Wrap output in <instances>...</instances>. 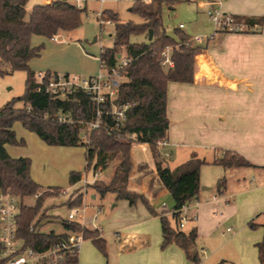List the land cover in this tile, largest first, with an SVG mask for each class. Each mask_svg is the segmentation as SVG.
Returning a JSON list of instances; mask_svg holds the SVG:
<instances>
[{
	"label": "trees",
	"instance_id": "16d2710c",
	"mask_svg": "<svg viewBox=\"0 0 264 264\" xmlns=\"http://www.w3.org/2000/svg\"><path fill=\"white\" fill-rule=\"evenodd\" d=\"M177 0H137L132 11L143 19L142 23L133 21L120 22L118 14L112 10L103 12V18L115 22V41L112 47L103 48L100 54L101 65L114 67L118 55L125 49L129 59L122 69L124 79L117 93V105L128 106L126 118L116 126L115 120L103 115V123L99 128L87 132L83 137L86 123L95 119L97 105L88 95L77 91L67 98L61 99L45 90L37 91L36 72L30 68V60L41 55L43 46L32 44L33 35L53 38L61 31H71L81 25L82 8L68 0H53L51 3L36 4L27 13L28 0H0V76L17 70L27 72L26 90L21 96L13 98L0 107V189L9 190L19 200L36 197L33 205L21 202L18 216V237L26 246L35 250L56 243L64 233L40 230L41 217H38L43 202L50 196L61 193L60 187L43 189L31 176V159L29 157H12L6 145L23 144L18 140L14 129L16 122L35 132L49 145L85 146L87 169L94 174L105 172L113 166L109 181L96 179L89 183L104 196L108 192L116 194L117 199H126L131 205L141 200L151 213L158 214L155 207L141 194L129 189L130 152L133 143H148L155 159L158 174L172 195L176 208L199 198L201 191V168L207 162L193 155L184 163L171 168L162 159L160 142L166 141L170 121L167 115V87L170 81L192 83L194 80L195 55L205 50L213 37L206 44H195L182 28L176 29L178 37L167 33L163 25L162 7L164 3L173 5ZM250 26H262L264 16H235ZM153 37L149 39L150 30ZM247 31V30H246ZM245 32V31H244ZM146 35L143 42H131L132 35ZM173 47V66L165 70L161 65V54L167 47ZM51 74L47 71V75ZM19 103L22 105L20 106ZM105 111L113 108V104L103 105ZM71 117L72 121H62L59 115ZM108 128L113 127L111 131ZM132 136V137H131ZM135 136V137H133ZM214 164L225 168L236 166H252L242 155L235 151L224 150L223 155L216 157ZM82 173L72 171L70 183L82 180ZM218 189L223 191L225 177L218 180ZM49 190H52L51 192ZM38 195V196H37ZM83 194L80 193L69 201L70 208L81 206ZM161 212L163 241L162 248L172 243L182 247L192 264L200 261L195 249L198 238L196 228L189 232L172 226L170 219ZM160 214V213H159ZM176 217L177 214H174ZM250 226H258L250 222ZM31 227H33L31 229ZM63 227L69 231L84 232L85 239L106 252V239L99 230H90L79 221L63 220ZM259 257L264 264V238L257 243ZM79 252H65L63 264H78Z\"/></svg>",
	"mask_w": 264,
	"mask_h": 264
},
{
	"label": "crops",
	"instance_id": "0c3cea01",
	"mask_svg": "<svg viewBox=\"0 0 264 264\" xmlns=\"http://www.w3.org/2000/svg\"><path fill=\"white\" fill-rule=\"evenodd\" d=\"M52 1L28 0L26 9ZM206 1H220L214 6L234 16H264V0ZM202 8L207 10L208 6ZM34 36L39 35H33L32 40ZM211 36L209 46L195 55L193 82L168 83L170 125L161 153L167 161L175 162L171 167L175 168L193 155L200 158L209 150L213 152V156L203 159L207 163L200 173L199 204L190 212L197 219H190L184 230L197 229V264H263L257 243L264 238V24L245 32L215 30ZM224 150L239 153L252 166L225 168L214 164ZM130 164L129 189L144 195L158 214L151 213L143 204H129L135 211H131V222L116 231V255L110 264H192L178 244L161 247V212L166 211L176 228V203L158 174L148 143L132 144ZM210 165L217 168L215 187L202 180V169ZM248 172L256 175L250 181L245 177ZM222 177L225 185L220 192L217 182ZM86 192H91L95 200L100 195L92 187H87L84 195ZM218 193L220 196L214 200L213 195ZM83 203L84 214L79 222L90 230H99L105 238L97 214L91 224L87 223L88 205ZM252 221L258 226L250 228ZM65 231L64 228L61 233Z\"/></svg>",
	"mask_w": 264,
	"mask_h": 264
},
{
	"label": "rangeland",
	"instance_id": "374dc122",
	"mask_svg": "<svg viewBox=\"0 0 264 264\" xmlns=\"http://www.w3.org/2000/svg\"><path fill=\"white\" fill-rule=\"evenodd\" d=\"M69 1L86 8L81 14V25L59 36L57 34V39L42 35L34 36L32 43L36 46L42 45L43 50L40 56L30 60V68L36 73L50 71L83 77L96 76L101 69L99 57L102 49L112 47L115 41V22L103 18V12L106 10L116 12L119 21L123 23L127 21L142 23L144 19L138 13L132 11V7L137 0ZM205 1L177 0L173 5L164 3L162 18L167 33L177 38L176 29L179 28L180 24H184L185 27L181 30L191 39L205 37L204 42L194 41L195 44H206L209 36L214 34L216 26L207 10L200 6V3ZM27 10L29 15L32 10L30 5ZM146 40L144 34L130 37L131 42L139 43ZM121 53L125 56V49L122 48ZM95 56L98 58L96 59ZM26 79L27 72L25 70H17L0 76V107L25 93ZM19 105L22 104L19 103ZM14 129L17 139L23 140L24 143L8 144L9 154L12 157L23 156L31 159V176L43 189H51V187L62 189L57 196H50L43 202V207L38 214V217H41L40 230L42 232H63V220L68 219L71 211L68 203L82 193L84 196L83 204L88 205L86 221L91 224L95 214L98 215V223L105 234L106 252L100 250L92 239H86L79 249V264H110L116 255V250H114L116 231L119 230V227L131 222V211L135 208L131 207L126 199L117 200L115 193L108 192L104 197L100 194L98 199L95 200L90 196L91 192H86L84 195V191L87 187H90L89 183H93L96 179L108 182L113 166L109 170L95 175L92 168L87 169L85 146L49 145L38 134L25 128L21 122H16ZM208 152L200 158L213 156L211 150ZM162 159L169 167H173L175 164L173 160L167 161L163 154ZM216 169L212 165L205 166L202 169V180L211 183V187L216 186ZM72 171L81 172L83 178L85 177L84 180L72 185L70 183V173ZM253 176L256 175L249 172L245 175L247 181H250ZM254 184H257V182ZM35 201L36 197H26L22 201L19 200V202L28 205H33ZM114 204L119 205L113 206ZM136 204L145 206L141 200H138ZM83 214L84 212L77 216L76 220L81 221ZM249 227L251 228V226ZM187 228L186 226L183 230Z\"/></svg>",
	"mask_w": 264,
	"mask_h": 264
},
{
	"label": "built area",
	"instance_id": "2783aa9c",
	"mask_svg": "<svg viewBox=\"0 0 264 264\" xmlns=\"http://www.w3.org/2000/svg\"><path fill=\"white\" fill-rule=\"evenodd\" d=\"M216 3H220V1L200 3L201 7L208 6L207 12L216 26V31L244 32L256 27L238 21L232 14L222 12L214 6ZM183 27L184 24H181L180 28ZM53 38L57 39L56 36ZM192 40L201 43L205 41V37H195ZM172 52L173 47L169 46L161 54V65L165 70L173 66ZM119 55V61L114 67L107 68L101 65V70L96 76L83 77L69 73L52 72L49 75H47V72L36 73V81L39 85L37 91L45 90L61 99L67 98L77 91H82L97 105L95 119L86 123V129L83 132V137L86 139L87 132L102 126L104 114L110 115L115 120L116 126L114 127H118L126 118L128 106L117 105L116 99L118 88L124 79L122 69L128 64L129 59L126 56ZM108 102L113 104V108L105 111L103 105ZM59 119L72 121L71 117L62 114L59 115ZM106 128L108 131L113 129V127L108 128L107 126ZM159 144L163 146L166 141ZM219 196L220 193L215 194L213 199L217 200ZM198 204V199H195L179 209L175 208L174 214H177L176 228L184 229L190 219H197V215L190 212L191 208ZM20 210L21 202H19V198L15 197L9 190L0 189V264H63L65 252H79L85 241L83 230H66L64 232L65 236L61 237L56 243L39 250L26 246L25 241L18 237ZM82 212H84L82 207L71 208L67 221H76L77 216ZM228 230H231V228Z\"/></svg>",
	"mask_w": 264,
	"mask_h": 264
},
{
	"label": "water",
	"instance_id": "95a60500",
	"mask_svg": "<svg viewBox=\"0 0 264 264\" xmlns=\"http://www.w3.org/2000/svg\"><path fill=\"white\" fill-rule=\"evenodd\" d=\"M152 37H153V30L151 29V30H150L149 39H151ZM119 57H120V55H119ZM116 103H117V101H116Z\"/></svg>",
	"mask_w": 264,
	"mask_h": 264
}]
</instances>
